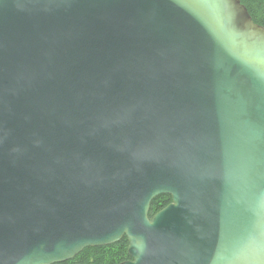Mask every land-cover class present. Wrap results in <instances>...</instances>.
<instances>
[{
  "label": "water",
  "instance_id": "1",
  "mask_svg": "<svg viewBox=\"0 0 264 264\" xmlns=\"http://www.w3.org/2000/svg\"><path fill=\"white\" fill-rule=\"evenodd\" d=\"M124 236L122 264H264V26L241 0H0V264Z\"/></svg>",
  "mask_w": 264,
  "mask_h": 264
},
{
  "label": "trees",
  "instance_id": "2",
  "mask_svg": "<svg viewBox=\"0 0 264 264\" xmlns=\"http://www.w3.org/2000/svg\"><path fill=\"white\" fill-rule=\"evenodd\" d=\"M241 2L248 8L253 20L264 26V0H241ZM170 202V195L157 196L152 202L149 217L152 218L157 211ZM128 245V239L124 236L113 244L86 247L75 255V258L84 260L90 255L87 258L88 264H120L123 260L129 258Z\"/></svg>",
  "mask_w": 264,
  "mask_h": 264
},
{
  "label": "flooded vegetation",
  "instance_id": "3",
  "mask_svg": "<svg viewBox=\"0 0 264 264\" xmlns=\"http://www.w3.org/2000/svg\"><path fill=\"white\" fill-rule=\"evenodd\" d=\"M90 255H88L89 257ZM76 256H74L73 258L67 260V261H64V262H60V263H54V264H88L87 263V258H85L84 260H81L80 258H75ZM131 257L129 255V258L123 260L120 264H122L123 262L127 261V260H130Z\"/></svg>",
  "mask_w": 264,
  "mask_h": 264
}]
</instances>
